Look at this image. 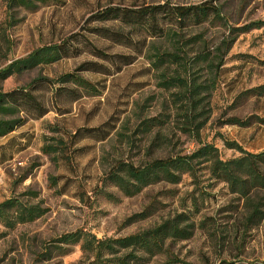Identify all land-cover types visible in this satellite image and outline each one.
I'll return each mask as SVG.
<instances>
[{"label":"rangeland","instance_id":"1","mask_svg":"<svg viewBox=\"0 0 264 264\" xmlns=\"http://www.w3.org/2000/svg\"><path fill=\"white\" fill-rule=\"evenodd\" d=\"M203 1L47 0L34 11L19 7L7 11L6 0H0V69L38 47L56 44L75 33L107 56L98 58L82 46L74 57L0 80L1 91L29 86V93L46 112L40 118L28 117L23 125L0 138V201L14 196L41 210L30 222L12 228L0 224V264H89L93 253L82 247V238L67 244L58 237L68 232L100 240L119 237L177 213H184L186 222L191 223L190 236L167 240L165 252L146 264H215L221 259L233 260L234 264H264V190L249 194L251 200L259 202L262 213L261 218L253 219L248 217L251 207L246 198L230 192L224 181L209 174V162L197 164L194 176L184 173L176 183L160 181L132 196L122 195L104 181L117 161L141 164L151 158L186 155L198 145L183 131L187 104L176 97L183 90L159 87L162 71L151 66L153 55L167 50L168 42L129 27L96 23L89 17L106 6L191 5ZM215 3L221 10L219 23H205L182 34L183 38L198 35L203 40L186 50L190 52L187 58L196 48L215 53L223 40L231 39L229 27L264 20V0ZM98 27L121 32L129 41L118 45L93 31ZM68 41L76 45L74 39ZM222 57L224 62L216 74L214 67L208 70L201 63L187 64L188 76L178 68H163H167L165 77L178 74L185 79L189 90L192 85L204 86L196 96L201 99L195 113L203 107L202 116H206L198 131L199 141L213 146L217 157L226 160L241 153L228 149L224 141L250 153L264 150V123L257 121L264 118V94H243L264 84V27L237 35ZM125 61L130 63L121 65ZM74 70L95 84L99 92L72 101L69 95L55 93L49 83L34 82L38 77L53 82ZM61 86L65 92L74 88L71 84ZM230 117L248 118L250 124H220ZM149 118L160 124L149 133H140L139 122ZM44 136L62 138L64 150L56 153V159L40 152L44 143H52ZM146 207L143 219L124 222ZM56 247L69 250L58 254L61 250ZM47 248L50 258L44 259Z\"/></svg>","mask_w":264,"mask_h":264},{"label":"trees","instance_id":"2","mask_svg":"<svg viewBox=\"0 0 264 264\" xmlns=\"http://www.w3.org/2000/svg\"><path fill=\"white\" fill-rule=\"evenodd\" d=\"M46 1L6 0V8L7 11L17 7L34 11ZM215 1L206 0L191 5H171L165 2L163 4L137 7L106 6L89 17L90 21L96 23L129 27L133 30L143 31L152 39H163L168 42L169 48L167 50L160 53L156 52L153 55L151 66L155 71H162L159 87L164 90L173 87L183 90V93L176 96L185 99L187 104V109L183 114L185 121L183 131L190 135L193 142L198 145L189 154L151 158L141 164L117 161L113 165L114 167L105 174L104 181L115 186L122 195L132 196L144 187L160 181L176 183L184 173L194 176L197 164L209 162V174L218 180L224 181L230 192L245 197L251 207L248 217L259 219L262 216L257 206L259 202L251 200L249 194L252 191L264 190V150L250 153L242 150L233 142L224 141L228 149H235L241 155L233 159H219L213 146L201 144L199 141L198 131L206 116H202V113H204L203 107H200L199 112L195 113L198 109L196 105L201 99L196 98V96L199 94L200 87L204 86L192 85L193 87L189 90L191 86L187 84L185 79L179 78L178 74L173 77H165L166 74H164L168 67H174L187 74L185 76H188L186 65L189 63L205 64L208 70L214 67V73L216 74V70L224 62L222 56L227 52L229 44L233 43L237 35L264 27L263 19L250 21L237 27H229V33L232 35L231 39L228 41L223 40L220 47L215 48V53H203L199 48H196L194 49L195 52H192V56L187 58L190 52L188 53L186 50L188 48L192 49L191 46L200 45L203 40L198 35L183 38L182 34L205 23H219L222 19L221 10ZM11 17L12 15L8 13V20L12 19ZM93 31L118 45L126 44L129 41L121 32H114L104 27L95 28ZM78 38L79 40H76ZM71 39H74L76 45L69 43L68 40ZM82 46L88 47L91 53L98 58H107L106 54L89 43L82 35L75 33L56 44L38 47L27 55L10 61L0 69V80L36 67L51 65L64 58L74 57L80 54ZM221 47H224V50L221 51ZM129 63L125 61L121 65ZM214 63L215 65H213ZM163 67L167 68L164 69ZM75 71L78 70L61 74L53 82L40 77L36 78L34 82L49 83L53 86L55 93L60 94L62 92L63 95H69L72 97V101L79 99L82 95H96L99 91L95 84L85 80ZM55 84L59 86L54 88ZM64 84L73 85L74 90L67 89V92H65L66 88L61 86ZM28 87L9 91L0 90V138L15 131L24 124L28 117L40 118L46 113L39 102L29 93ZM243 94L262 96L264 94V84L248 89ZM257 121L264 123V118L257 119ZM159 124V121L155 118L141 120L138 124V130L143 134L149 133L157 128ZM220 124L246 127L250 124V121L248 118L230 117L221 121ZM105 136H102L101 139H104ZM44 140H51L52 143H44L40 148V152L45 156H52L53 159L54 157L56 159V153L64 150L62 138L60 136L55 138L44 136ZM147 209L146 207L143 211L130 215L124 222L128 223L143 219L146 216ZM40 214L41 210L38 207L22 203L14 196L0 201V224L6 228L30 222ZM186 219L184 213H177L157 224L119 237H105L100 240L92 235L81 236L78 232H68L58 237V241L74 244L82 238V247L89 248L93 253L89 264H146L154 255L165 252V242L167 240H183L190 236L192 226L190 222H186ZM56 248L61 250L58 254H66L69 250L68 247ZM118 250H123V252L117 253ZM50 252V249L47 248L42 254L43 258H50ZM215 264H234V262L233 260L221 259Z\"/></svg>","mask_w":264,"mask_h":264}]
</instances>
